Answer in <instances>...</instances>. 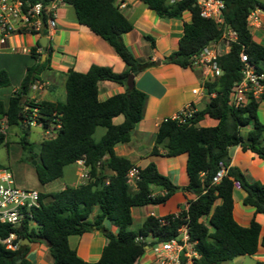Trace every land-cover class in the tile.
I'll return each mask as SVG.
<instances>
[{
  "label": "trees",
  "instance_id": "obj_1",
  "mask_svg": "<svg viewBox=\"0 0 264 264\" xmlns=\"http://www.w3.org/2000/svg\"><path fill=\"white\" fill-rule=\"evenodd\" d=\"M75 10L77 22L89 28L106 41L126 65V71L116 73L109 67L93 65L87 73L69 70L66 74V101L49 103L29 99L28 94L49 58L28 69L21 90L15 92L6 109L0 101V119L7 126L20 127L23 136L20 144L30 158L38 163L35 172L42 185H49L64 176L68 166L80 160L90 173V181L78 187L45 195L41 207L32 211L30 226L0 224V237L16 235L17 250H9L0 244V264H32L28 259L29 247L21 244H47L53 264H138L147 248L169 242L179 237V230L186 225L190 243L198 258L193 264H223L241 256H251L264 247L261 227L252 220L248 227L240 226L234 220V188L239 186L246 192L245 206L255 208L264 215V183L249 181L241 169L231 166L229 148L239 146L243 152H250L264 161V124L258 117L261 99H251L242 109L230 104L236 82L241 80L242 64L240 53L247 55L249 62L264 73V45L253 39L248 18L252 12L262 10L261 0H221L224 4L225 24L237 35L228 53L218 59L223 72L219 78L205 83L210 98L205 108L185 123L178 120H164L152 149L153 156L166 158L187 155L189 183L183 187L188 209L178 215L159 218L149 216L138 231L131 229L134 208L165 204L180 190L172 181L158 171L155 163L144 169L138 168L139 180L136 187L128 182V173L133 163L118 157L114 148L131 142L136 124L143 119L146 94L135 84L136 77L143 71L162 63L189 68L193 59L206 47L222 40V29L212 19L201 16L198 0H183L170 4L169 0H140L161 18L182 19L190 13L192 20L183 26L179 49L163 60L135 58L127 48L123 35L132 31L131 22L116 5V0H64ZM144 40L156 48L155 40L145 36ZM50 55V47H43ZM112 82L126 88L125 93L116 94L106 101L99 100V85ZM11 86L9 74L0 69V88ZM123 117L121 124L113 119ZM208 116L217 121L213 127H199ZM35 122L46 130H54L55 137L43 140L39 154H34L32 144L27 141L31 123ZM99 128L106 130L100 141L95 140ZM7 135L0 127V148L8 146ZM222 166L227 173L218 184L214 183ZM0 168H5L0 166ZM159 188L163 194H154ZM191 197V198H190ZM50 198L49 202L46 199ZM99 214L91 221L95 208ZM110 222L117 233L105 227ZM102 232L107 239L101 259L96 263L82 260L69 245V238L88 232ZM143 237L138 243L136 238ZM148 239H151L148 241ZM181 264H188L185 257ZM257 264H264L259 262Z\"/></svg>",
  "mask_w": 264,
  "mask_h": 264
},
{
  "label": "crops",
  "instance_id": "obj_2",
  "mask_svg": "<svg viewBox=\"0 0 264 264\" xmlns=\"http://www.w3.org/2000/svg\"><path fill=\"white\" fill-rule=\"evenodd\" d=\"M119 3L125 4V7L120 10L133 27L131 32L123 35V39L135 58H152L154 61H161L179 49L183 26L192 20L190 13H185L182 19L175 20L159 17L140 0H116L117 6ZM262 20L264 22V14H262ZM77 21L75 10L63 0L58 9L56 31L51 40L46 43V46L51 49L50 55L43 50V46L40 44L42 37L29 35V33L14 34L6 41L5 45L0 44V69L5 70L11 79L10 87L0 88V101L6 109L9 108L10 100L15 92L21 90L28 69L39 63L38 58L40 63L49 58V64L41 71L39 80L35 82L28 94L29 99L37 102H65L66 74L69 70H74L76 73H87L93 65H98L99 67H109L116 73L126 71L125 63L111 45ZM251 33L257 43L264 45V30L255 29ZM145 36L155 40L156 48L144 40ZM229 51L225 43H220L221 56ZM33 53L38 58H34ZM205 74L202 69L194 67V65L182 68L178 65L162 63L143 71L136 77V87L146 94L144 116L136 124L131 142L117 145L114 148L115 153L118 157L128 158L136 168L144 169L149 164L155 163L158 166V171L168 177L174 185L180 187V190L172 195L165 204L134 208L131 227L134 231H138L149 216L164 218L168 215H178L184 208L188 209L187 198L182 190L189 183L186 170L187 155L166 158L165 156H153L151 152L156 143L159 126L164 120H174L189 104H192L197 111H201L209 99L215 96L203 87L206 80ZM196 89L201 90L199 96L193 93ZM125 91L126 88L119 84L102 82L99 85V100L106 101L116 94L125 93ZM258 117L264 124V101L259 104ZM122 122L123 117L119 116L113 119L115 125ZM216 125L217 121L208 116L198 124L199 127ZM0 127L1 130L9 131L4 132L6 135L10 134L11 128H14H9L5 119H0ZM18 129L21 131L20 133H23L20 127ZM105 133L106 130L104 135ZM229 155L231 166L241 169L249 181L264 183V161L261 158L253 153L243 152L239 146L230 147ZM78 186L80 183L75 185V187ZM65 187L67 186L47 191L39 190V192L49 195L63 190ZM154 194H163V192L157 188ZM246 195L243 189L235 186L234 220L242 227H248L252 220L256 221L261 227L260 239L262 240L264 237V215L256 213L255 208L243 204ZM99 212L98 207L94 209L90 217L91 221ZM104 225L117 233V229L110 222L105 221ZM150 240L148 239V241ZM24 244L29 247L27 259L32 264H53L47 244L43 242L28 244L26 241ZM106 244L105 235L98 231L69 238L70 247L77 252L82 260L90 263H96L101 259ZM243 257L247 256H241L223 264L230 261L238 263ZM250 257L254 264L263 262L264 247L260 246L258 252ZM138 264H157L156 254L151 248L146 249L145 255L138 261Z\"/></svg>",
  "mask_w": 264,
  "mask_h": 264
},
{
  "label": "built area",
  "instance_id": "obj_3",
  "mask_svg": "<svg viewBox=\"0 0 264 264\" xmlns=\"http://www.w3.org/2000/svg\"><path fill=\"white\" fill-rule=\"evenodd\" d=\"M183 0H169L170 4H176ZM63 0H0V44L6 43L14 34L29 33L49 42L56 31V20L58 19V9ZM224 3L221 0H198L197 7L202 17L214 20L222 29V40L214 43L200 52L193 59L194 67L202 69L206 74V80L203 84L215 78H219L223 72L218 64L220 55V43H225L226 47L231 49V44L237 41V35L229 29L223 19ZM125 4L119 3L118 8H124ZM262 10H256L248 18L250 27L262 26ZM242 64L241 80L236 82L231 94L230 104L235 109H242L251 99H261L264 96V73L259 72L257 68L249 62L246 54L240 53ZM206 88V87H205ZM199 89L193 91L194 95H200ZM198 111L192 104L187 105L174 120L179 123H185L193 119ZM35 122L31 126H36ZM41 127V125H38ZM49 136L52 130H46ZM55 137V134L54 136ZM81 168L80 185L87 184L91 177L85 161L80 160L75 163ZM227 168L222 166L218 172L215 184H218L226 175ZM138 168H132L128 173V182L136 187L139 180ZM45 201L41 198V192L37 190L24 189L17 183L13 172L7 168H0V224L13 227L23 226L26 222L30 226L32 211L41 207ZM159 221L165 224V220L159 218ZM179 237L169 242L154 245L151 249L156 254L157 264H181L185 257L188 264H193V259L198 258L197 253L190 243L188 228L184 225L179 230ZM16 235L11 233L7 238L0 237V244L5 245L9 250H17L18 244ZM136 242L143 243V237H137ZM24 241L21 242L23 244Z\"/></svg>",
  "mask_w": 264,
  "mask_h": 264
},
{
  "label": "rangeland",
  "instance_id": "obj_4",
  "mask_svg": "<svg viewBox=\"0 0 264 264\" xmlns=\"http://www.w3.org/2000/svg\"><path fill=\"white\" fill-rule=\"evenodd\" d=\"M250 28L251 32H254L255 29L264 30L263 20L262 26L260 28L256 26H251ZM2 131L6 133L9 132L8 130ZM53 131V134L48 136L40 126L31 127V130L27 137V141L32 144V150L34 154H39L40 144L43 140H49L53 138L55 134ZM20 132L21 131L18 129V127L11 128L10 134H7L8 146L0 148V165L7 169H10L13 172L19 186L24 189L47 191L51 189H58L59 187L63 186L75 187V185L80 183L81 180L79 175L81 173V170L78 166L72 165L65 168L64 176L61 179L49 184L48 186L42 185L39 182L35 172V166L39 162L38 158L35 160L31 159V155L23 150L20 144V138L23 136V133ZM104 132L105 129H98L95 135V140L100 141L102 136L104 135ZM49 201L50 199L46 200V202ZM227 264H254V262L252 257L247 256L240 259L238 263H232V261H230Z\"/></svg>",
  "mask_w": 264,
  "mask_h": 264
},
{
  "label": "water",
  "instance_id": "obj_5",
  "mask_svg": "<svg viewBox=\"0 0 264 264\" xmlns=\"http://www.w3.org/2000/svg\"><path fill=\"white\" fill-rule=\"evenodd\" d=\"M46 43H48V41H47V39L46 38H42L41 40H40V44L43 46V47H45L46 46ZM24 241H26V242H28V244H30V241L29 240H24ZM23 245H25L24 243H23Z\"/></svg>",
  "mask_w": 264,
  "mask_h": 264
}]
</instances>
